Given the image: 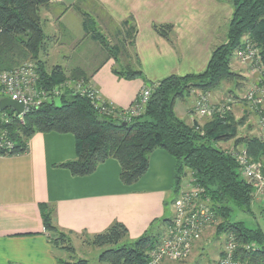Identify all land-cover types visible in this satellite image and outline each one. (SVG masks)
<instances>
[{
  "label": "trees",
  "instance_id": "1",
  "mask_svg": "<svg viewBox=\"0 0 264 264\" xmlns=\"http://www.w3.org/2000/svg\"><path fill=\"white\" fill-rule=\"evenodd\" d=\"M51 1L0 0V72L11 71L24 62H34L39 88L46 91L63 87L70 80L89 81L79 69L73 70L71 77L61 66L46 69L42 57L48 56L49 37L44 32L41 13L50 7ZM84 1L79 0V6ZM229 1L234 12L226 27L227 39L216 44L202 73L172 75L152 83L145 79L139 66L113 69L117 76L127 80L141 78L146 87L151 88L144 114L124 125L125 122L98 114L88 98L66 88L59 97H52L32 109L23 120L7 112L13 119L9 124L0 121V128L8 132L13 147L9 151L0 150V156L25 154L30 139L38 133L72 134L76 158L59 167L69 170L74 177H87L102 163L116 159L121 166V182L131 186L148 172L151 154L157 149L164 150L176 161L174 193L179 195L184 178L192 172L209 198L216 218L222 220L218 232L236 236L239 249L235 258L249 264H264V231L232 220L236 214L232 205L238 211L252 214L254 189L241 178L236 159L213 145L233 140V149L245 148L252 161L264 164V142L258 138L257 130L254 135L241 136L239 130L246 119L237 121L234 109L224 118H210L202 129L198 124L188 125L175 112V104L186 102L194 91L210 95L220 91L225 83L234 84L235 89L243 88L249 82L248 76L234 72L231 65L234 56L238 61L237 54L245 49L247 40L258 50L264 69V0ZM82 14L86 35L101 45L108 58L117 63L121 53L127 56L128 48H135L138 30L134 18L122 23L116 32L117 45L111 46L107 38L96 31L92 17ZM153 28L159 36L174 43L172 25H154ZM260 78L258 85L264 87V71ZM3 114L0 111V119ZM40 210L44 227L52 235V245L72 255L69 261H60V264H90L85 259L75 260L76 250L70 245V238L54 224V208L42 204ZM127 236V228L115 223L104 233L92 237L89 245L109 247L99 256L98 264H149V254L160 243L159 236L145 235L126 244ZM248 245L254 247L247 250Z\"/></svg>",
  "mask_w": 264,
  "mask_h": 264
},
{
  "label": "crops",
  "instance_id": "2",
  "mask_svg": "<svg viewBox=\"0 0 264 264\" xmlns=\"http://www.w3.org/2000/svg\"><path fill=\"white\" fill-rule=\"evenodd\" d=\"M78 3L52 0L42 11L43 29L49 37L46 59L61 66L66 74L79 69L103 99L119 110L128 109L146 87L145 82L141 78L127 80L113 72L116 61L86 35ZM83 4L101 10L115 25L116 41L122 23L134 18L138 30L135 48H128L122 63L139 66L152 83L172 75L205 71L220 31L234 12L229 0H85ZM154 25H172L174 43L159 36ZM224 88L216 94L223 96ZM193 103L190 95L186 102L175 104L177 116L190 126L198 124L197 115L192 113ZM246 123L240 127L245 131L242 135H254L256 129L250 131ZM225 144L224 150L234 148L233 140ZM75 158V137L56 132L34 135L23 155L0 156V264H60L66 258L70 260L68 252L52 245V235L43 224L42 204L54 208V224L76 242V252L90 246L92 237L115 223L127 228L126 244L145 235L163 239L178 197L174 193L176 161L172 156L155 150L148 172L131 186L121 182V166L116 159L102 163L87 177H74L59 167ZM208 231L196 243L192 255L204 248ZM80 237H86L87 243ZM101 249L105 247L99 248V253ZM222 251L223 246L217 250L213 264L218 263Z\"/></svg>",
  "mask_w": 264,
  "mask_h": 264
},
{
  "label": "built area",
  "instance_id": "3",
  "mask_svg": "<svg viewBox=\"0 0 264 264\" xmlns=\"http://www.w3.org/2000/svg\"><path fill=\"white\" fill-rule=\"evenodd\" d=\"M239 62L248 67L252 76L256 75V82L250 85L242 97L250 113L256 119L258 138L264 142V87L258 85L263 73V64L258 50L247 40L246 47L237 54ZM69 88L74 94L88 98L96 112L103 116L113 117L119 122H130L144 114L151 97V88L144 87L135 102L125 110L117 109L113 103L103 99L99 91L83 79L70 80L63 87H56L52 91L39 88V76L33 63H24L14 70L0 72V100L9 98L25 105L22 114H12L13 118L23 120L24 116L34 108L40 107L52 97H59L63 90ZM194 98L192 113L201 118H224L234 109L236 100L229 98L224 102L214 103L209 94L192 92ZM3 112L0 121L9 124L12 117ZM13 147L8 139V132L0 128V150L9 151ZM238 163L241 178L254 189L255 198H264V164L252 161L245 148L231 149L227 152ZM191 182L181 187L175 200L174 216L167 227L160 243L149 254V264H162L166 261L180 262L187 260L194 246L201 240L203 233L216 223V214L213 211L209 198L197 184L193 173L190 172ZM185 181V179H184ZM254 246L245 248L251 250ZM239 243L233 233L226 234V242L217 264H249L236 259Z\"/></svg>",
  "mask_w": 264,
  "mask_h": 264
},
{
  "label": "rangeland",
  "instance_id": "4",
  "mask_svg": "<svg viewBox=\"0 0 264 264\" xmlns=\"http://www.w3.org/2000/svg\"><path fill=\"white\" fill-rule=\"evenodd\" d=\"M231 5V4H230ZM232 7V6H231ZM81 9L82 12L84 14H88L92 17V19L95 22V29L97 32H99L100 34L104 35L107 38L108 43H110L111 46H115L117 45V41L114 40V33L115 30L117 29L115 27V25H113L111 22H109L108 18L103 14V12H101V10L99 9H95L94 7L92 8L91 5H87V4H83L81 5ZM226 28L223 27V29L220 31V35L218 36V40H217V44L223 43L226 41ZM89 38H91L89 35H87ZM92 39V38H91ZM64 41V39L62 40ZM99 44H96L97 47ZM119 61L117 62L116 66L117 67H123L125 66L124 63V57H123V53H121V55L118 57ZM42 59L46 62V69L47 70H51L54 66L53 62L54 61H50V59H46V57H42ZM30 62V61H28ZM27 63V62H24ZM30 63H34V62H30ZM20 66V65H19ZM72 66H69L68 68H70ZM17 68V67H16ZM15 69V68H14ZM13 69V70H14ZM231 69L241 75L248 76L249 78V82L247 84H245L243 86V88H239V89H235V85L234 84H228L225 83V93L223 96H220L219 94L216 93H211L210 94V98L211 101L214 103H220V102H224L225 100L232 98L233 96H235L236 98H232L233 100H236V104L234 105V115L236 117V120L239 121L241 119H246L245 122L246 125L249 127L251 126L252 128L257 127L256 124V119H253L254 116L253 114L250 113V111L247 109L246 105L243 102V96L245 94V92L247 91V89L250 87L251 83H255L256 82V75L254 74L252 76V73L250 74L248 71V67H244L239 60L237 61L236 57L234 56L232 58V65H231ZM9 72V71H8ZM73 71L67 73L68 77L72 76ZM233 90L234 93L232 92V94L230 93V91ZM239 96H238V95ZM179 102V101H178ZM60 104V103H58ZM180 104V103H178ZM247 115V116H246ZM198 119V125L200 126V128L202 129L204 127V125L206 124V122L210 121V118H201L199 116H197ZM247 130V129H246ZM245 131H241L239 130V134L241 136H243L242 134H244ZM215 147L224 150L226 148V144L225 143H217V144H213ZM232 145V143H229V146ZM227 151V149H226ZM185 181L183 180V183L185 182V184H189L191 182V176H189V172L187 174V176L184 178ZM231 208L235 209V215L233 217L232 220H237V221H243L246 222V224L251 227V228H261L264 231V198H254L253 203L251 205V211L252 214L248 215L245 214L241 211H238L239 209H236V207H234L233 205L231 206ZM172 209V208H170ZM168 216L170 217V213L168 214ZM222 222V220H218L216 221L215 224H213V227L209 228V231L206 233V235L204 236V244H203V249L201 251L196 252L194 255L190 256L187 260L185 261H180V262H171V261H166L162 264H213L214 263V259L217 255V250L219 248H221L223 246H225V242H226V234L224 233H220L218 232V226L219 224ZM208 230V229H207ZM204 235V233H203ZM202 235V236H203ZM80 240H83L82 243H87V238L86 237H80ZM70 245L71 246H75L76 242L70 240ZM86 248H81L78 250V252H76V256H75V260H79V259H85L88 260L90 264H98V260H99V256L101 254V252H103L104 250L108 249L109 247H105V249H101L102 251L99 253V248L95 247L93 245L90 246H85ZM72 257V255H70ZM67 261H69L67 258L65 259Z\"/></svg>",
  "mask_w": 264,
  "mask_h": 264
},
{
  "label": "water",
  "instance_id": "5",
  "mask_svg": "<svg viewBox=\"0 0 264 264\" xmlns=\"http://www.w3.org/2000/svg\"><path fill=\"white\" fill-rule=\"evenodd\" d=\"M25 105L21 102L14 101L9 98H4L0 100V111H10L11 114L20 115L24 112ZM124 125H127L126 123Z\"/></svg>",
  "mask_w": 264,
  "mask_h": 264
}]
</instances>
